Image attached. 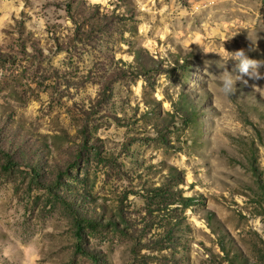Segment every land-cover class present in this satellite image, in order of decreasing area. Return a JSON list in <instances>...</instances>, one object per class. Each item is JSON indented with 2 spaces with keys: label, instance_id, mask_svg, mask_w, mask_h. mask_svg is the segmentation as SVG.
Returning <instances> with one entry per match:
<instances>
[{
  "label": "rangeland",
  "instance_id": "374dc122",
  "mask_svg": "<svg viewBox=\"0 0 264 264\" xmlns=\"http://www.w3.org/2000/svg\"><path fill=\"white\" fill-rule=\"evenodd\" d=\"M240 49L264 0H0V264H264V79L208 75Z\"/></svg>",
  "mask_w": 264,
  "mask_h": 264
},
{
  "label": "clouds",
  "instance_id": "9594fccd",
  "mask_svg": "<svg viewBox=\"0 0 264 264\" xmlns=\"http://www.w3.org/2000/svg\"><path fill=\"white\" fill-rule=\"evenodd\" d=\"M229 53L230 55L227 57L221 55V60L223 61L222 65L218 63V66L224 68V71L219 75L208 74L210 78L215 77L217 91L226 97H230L236 92L237 82L248 85L249 79H264V74L259 71L261 65H264V61L250 58L244 49ZM229 59L235 62V67L232 72L228 71L225 67ZM244 77H248L249 79H245ZM251 87L254 91L260 89L255 84H252Z\"/></svg>",
  "mask_w": 264,
  "mask_h": 264
},
{
  "label": "trees",
  "instance_id": "16d2710c",
  "mask_svg": "<svg viewBox=\"0 0 264 264\" xmlns=\"http://www.w3.org/2000/svg\"><path fill=\"white\" fill-rule=\"evenodd\" d=\"M5 56V54L3 53V52H1L0 51V59L1 58H3ZM135 67L136 68H138V69H140V67H143V69L145 68V67H149L150 65L152 66V63H150V61L148 62V60H146L145 58H144V56H142V54L139 52V50H136L135 51ZM150 60L151 61H153V59H151L150 58ZM120 73L118 72L117 74L116 73H111V74H109V76L107 77V79H106V81L104 82V84L102 85V88H101V90H100V97H99V100H102V98L104 97V95H105V88L107 87V85H108V83H109V81L111 80V79H113V77H115V76H118ZM192 112V110H183L182 111V115L184 116V119H186V120H190V118H191V113ZM14 146L11 144V143H9V144H7V145H1L0 144V151H10V148H13ZM263 196H264V193H263Z\"/></svg>",
  "mask_w": 264,
  "mask_h": 264
}]
</instances>
